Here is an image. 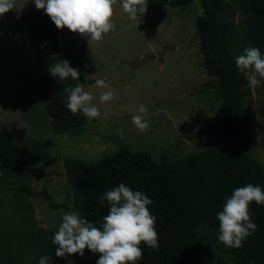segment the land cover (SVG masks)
<instances>
[{
    "label": "rangeland",
    "instance_id": "rangeland-1",
    "mask_svg": "<svg viewBox=\"0 0 264 264\" xmlns=\"http://www.w3.org/2000/svg\"><path fill=\"white\" fill-rule=\"evenodd\" d=\"M214 9L229 22L222 38L232 70L245 77L235 58L252 46L247 19L236 0H212ZM122 0L113 5L115 30L100 41H88L67 28L59 40L40 45L31 40L22 18L39 11L33 0H14V8L0 17V136L10 135L37 158L29 170V188L37 197L16 192L10 182H0V237L8 235L20 264H38L41 256L50 264H86L78 253L58 258L47 250L38 231L54 237L62 215L77 211L68 185L64 159L97 162L116 152H149L158 160L168 152L173 160L216 144L213 133L203 129L223 117L222 101L204 71L198 47L196 20L203 15L198 1L145 13L130 20ZM50 58L68 60L79 70V80L91 93L100 116L85 117L82 127L54 135L39 92V77L49 74ZM97 79L110 85L111 101L100 103ZM250 141L249 156L257 162L264 185V81L247 88L240 100ZM143 104L151 121L147 132L132 124ZM123 130L121 135L118 130ZM49 201L64 205L53 210ZM206 237L202 264H231L219 249L218 235L201 226ZM34 234V237L30 235ZM23 236L27 240L23 239ZM35 240H41L35 241ZM30 242V245H27Z\"/></svg>",
    "mask_w": 264,
    "mask_h": 264
},
{
    "label": "trees",
    "instance_id": "trees-1",
    "mask_svg": "<svg viewBox=\"0 0 264 264\" xmlns=\"http://www.w3.org/2000/svg\"><path fill=\"white\" fill-rule=\"evenodd\" d=\"M195 0H147V13L165 7L179 8ZM203 15L196 20L198 47L202 64L211 79L210 88L216 89L222 101L224 115L213 125L203 129L213 133L216 144L197 153L173 160L168 152L155 160L149 152H116L97 162H83L66 157L64 169L73 196V204L83 219L99 225L108 212V205L100 204V197L123 183L133 191L144 192L153 203L149 210L156 220L159 250L141 243L142 258L136 264H202L206 237L199 230L206 226L211 236L219 234L217 213L223 210L226 198L237 187L249 183L264 189L257 162L249 156L250 141L240 103L249 87L245 77L232 70L222 38L227 17L218 13L212 0H196ZM241 15L248 21L253 47L264 56V0H236ZM31 40L40 45L59 40V32L43 10L22 18ZM69 77L60 81L50 74L39 77V92L44 110L50 119L54 135L82 127V112L72 114L66 107L65 86H77ZM37 158L25 144L17 143L10 135L0 136V182L17 185L16 192L26 197H37L29 188V170ZM53 210L66 207L49 201ZM250 219L258 230L248 237L239 249L226 247L221 242L219 252L231 264H264V205H249ZM47 250L54 252L51 233L38 231ZM34 237V234L30 232ZM23 239L27 240L25 236ZM36 242L41 240H35ZM30 245V242L27 244ZM86 264H97L99 253L84 251ZM0 264H20L8 235L0 237Z\"/></svg>",
    "mask_w": 264,
    "mask_h": 264
},
{
    "label": "clouds",
    "instance_id": "clouds-1",
    "mask_svg": "<svg viewBox=\"0 0 264 264\" xmlns=\"http://www.w3.org/2000/svg\"><path fill=\"white\" fill-rule=\"evenodd\" d=\"M37 10H43L58 30L67 28L90 41H100L102 35L115 30L111 18L116 0H33ZM122 9L130 20L142 17L148 8L147 0H122ZM14 8V0H0V17ZM237 68L244 73L249 87L255 89L264 81V56L256 47H245L243 54L235 58ZM49 74L60 81L79 80V70L70 66L68 60L50 58ZM96 87L108 89L99 95L100 103L113 99V93L105 80L97 79ZM67 109L72 114L82 112L87 118L100 116L93 104V95L84 90L83 85L65 86ZM146 107L141 104L132 116V124L141 132H147L151 121L147 120ZM118 132L123 135V130ZM264 205V189L251 183L237 187L226 198L223 210L217 213L219 234L217 239L226 247L239 249L248 237L258 230L250 219L249 205ZM107 203L108 212L99 225L83 219L78 211L65 212L62 223L55 232L52 244L56 245L55 256L67 258L85 249L99 253L97 264H136L143 256L141 243L153 250H159L157 218L151 214L149 205L153 201L142 191H133L125 184L108 190L99 199ZM51 257L44 255L38 264H50Z\"/></svg>",
    "mask_w": 264,
    "mask_h": 264
}]
</instances>
